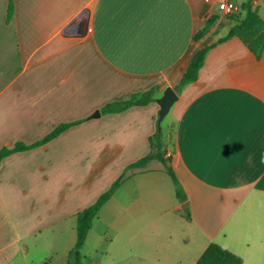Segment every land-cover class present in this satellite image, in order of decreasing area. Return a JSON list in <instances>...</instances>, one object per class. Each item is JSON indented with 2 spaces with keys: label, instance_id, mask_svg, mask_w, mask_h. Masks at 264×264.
<instances>
[{
  "label": "crops",
  "instance_id": "obj_1",
  "mask_svg": "<svg viewBox=\"0 0 264 264\" xmlns=\"http://www.w3.org/2000/svg\"><path fill=\"white\" fill-rule=\"evenodd\" d=\"M238 1L239 13L251 3L264 21V0ZM236 24L215 0H0V150L81 121L2 161L0 264L48 263L29 258L30 237L75 219L151 152L167 87L179 100L160 126L162 153L187 201L161 162L129 171L100 212L117 211L109 229L124 251L108 264H196L212 243L264 264V191L255 188L264 175V53L257 62L229 37ZM206 47L198 79L178 92ZM152 89L148 106L89 119ZM95 221L82 252L97 239Z\"/></svg>",
  "mask_w": 264,
  "mask_h": 264
},
{
  "label": "trees",
  "instance_id": "obj_2",
  "mask_svg": "<svg viewBox=\"0 0 264 264\" xmlns=\"http://www.w3.org/2000/svg\"><path fill=\"white\" fill-rule=\"evenodd\" d=\"M14 12L13 2H10L8 9V19L12 17ZM236 21V25L229 32V37L239 38L249 49L251 55L260 62L264 53V21L260 17L257 9L253 8L251 3L243 7V11L231 16ZM204 36V32L197 33L194 37L195 41H199ZM211 47H206L199 50L191 59L183 77L177 86L179 92L182 87L193 83L198 79L199 71L204 65L205 56ZM155 91L149 90L142 94H136L124 101H116L104 106L100 112L103 115L116 114L124 112L133 107H145L155 102ZM159 118V116H158ZM81 121L57 127L51 134L46 136L41 141L27 145L21 142L15 143L11 148L4 147L0 150V167L2 161L16 153L30 151L41 146H44L52 140L59 137L65 131L69 130L74 125L80 124ZM160 126L157 125L156 132L149 138L151 152L139 159L138 161L128 165L119 178L110 186V188L101 194L94 204L85 208L76 214V243L73 249L68 254L67 264H82V250L87 240L88 234L93 226L94 221L98 218L104 205L113 197L115 192L127 179V174L131 170L146 169L152 161H159L165 165V169L175 186L176 198L182 202L187 201L185 191L179 182L175 171L170 165V160L165 159L162 153L163 139ZM255 188L264 191V175L256 183ZM196 264H243L240 257L234 255L222 246L212 243L205 252L201 255Z\"/></svg>",
  "mask_w": 264,
  "mask_h": 264
},
{
  "label": "rangeland",
  "instance_id": "obj_3",
  "mask_svg": "<svg viewBox=\"0 0 264 264\" xmlns=\"http://www.w3.org/2000/svg\"><path fill=\"white\" fill-rule=\"evenodd\" d=\"M237 2H239L237 0ZM116 207V202H115ZM117 211L115 210L111 215L101 216L100 221L96 222L93 235L97 236L96 240L92 239V248L90 245L82 253V264H88V262H96L97 264H108L113 257L123 255L120 248L121 238L116 231L109 229L110 223L116 218ZM76 226V218L70 219L67 222L61 224L60 227L55 230L43 232L37 237L31 236L29 258H41L46 256L47 264H66L68 252L71 251L76 242V233L73 230ZM72 227V228H71ZM98 235H102V244L98 242ZM114 235L113 238L111 236ZM109 247V248H108ZM122 253H120V251ZM118 258V257H117Z\"/></svg>",
  "mask_w": 264,
  "mask_h": 264
},
{
  "label": "water",
  "instance_id": "obj_4",
  "mask_svg": "<svg viewBox=\"0 0 264 264\" xmlns=\"http://www.w3.org/2000/svg\"><path fill=\"white\" fill-rule=\"evenodd\" d=\"M179 100V96L177 92L172 87H167L163 92V96L157 100V104L160 107L159 118H158V126H161L163 120L169 114L173 105ZM101 116L100 111H95L89 119H98ZM187 207V204H185Z\"/></svg>",
  "mask_w": 264,
  "mask_h": 264
},
{
  "label": "built area",
  "instance_id": "obj_5",
  "mask_svg": "<svg viewBox=\"0 0 264 264\" xmlns=\"http://www.w3.org/2000/svg\"><path fill=\"white\" fill-rule=\"evenodd\" d=\"M218 4L219 10L222 14H224L227 17H231L233 15H236L240 12V8L235 5L233 0H215ZM207 4H211L212 0H206ZM207 19L210 17V14H207Z\"/></svg>",
  "mask_w": 264,
  "mask_h": 264
}]
</instances>
